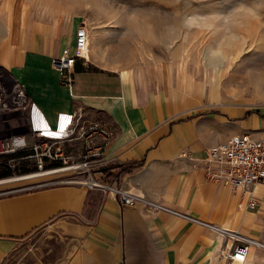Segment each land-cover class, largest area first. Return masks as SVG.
Here are the masks:
<instances>
[{"label": "crops", "instance_id": "obj_1", "mask_svg": "<svg viewBox=\"0 0 264 264\" xmlns=\"http://www.w3.org/2000/svg\"><path fill=\"white\" fill-rule=\"evenodd\" d=\"M94 1L86 22L43 0H0V68L22 84L37 126L58 121L76 132L98 122L109 129L105 160L93 165L97 181L178 214L121 206L113 192L76 184L0 196V264H239L226 258L231 242L221 229L264 243V180L250 193L232 192L206 180L203 157L233 135L264 136V104L251 107L219 80L171 68L166 59L134 63L104 54L94 40L103 27L91 24L108 16ZM81 25L89 54L76 58L67 87L42 55L74 54ZM101 59L126 61L91 62ZM84 145L68 140L64 149L78 156ZM249 198L254 208L246 207ZM241 264H264V250L250 246Z\"/></svg>", "mask_w": 264, "mask_h": 264}, {"label": "rangeland", "instance_id": "obj_2", "mask_svg": "<svg viewBox=\"0 0 264 264\" xmlns=\"http://www.w3.org/2000/svg\"><path fill=\"white\" fill-rule=\"evenodd\" d=\"M36 1L40 0H28ZM101 1L106 24L91 26L103 27L105 35L94 40L104 54H123L134 63L166 59L171 68L219 80L241 100H249L251 107L264 104V0ZM43 2L58 11L73 10L87 22L89 0ZM93 8L98 17V7ZM125 61L91 62L114 67ZM10 118L24 120L25 115L14 112Z\"/></svg>", "mask_w": 264, "mask_h": 264}, {"label": "built area", "instance_id": "obj_3", "mask_svg": "<svg viewBox=\"0 0 264 264\" xmlns=\"http://www.w3.org/2000/svg\"><path fill=\"white\" fill-rule=\"evenodd\" d=\"M89 54L87 32L83 25L75 30L74 54L64 51L57 57L43 54L58 72L60 83L71 87L76 58L87 59ZM34 106L17 78L0 68V170L9 174L0 176V196L55 185L76 184L88 189L113 192L121 206L142 203L152 210L177 212L136 196L117 187L103 184L93 176V165L105 160L104 151L111 133L98 122H89L78 131L69 132L66 124L49 127L46 133L43 117L39 126L33 117ZM20 112L23 120H12L10 115ZM47 127V126H46ZM32 140L29 142V140ZM81 140L85 145L78 156H71L64 149L68 140ZM207 181L221 182L232 192H251L253 186L264 180V136L252 137L247 133L231 136L228 140L206 149L203 157ZM38 174V175H37ZM62 174L60 177L59 175ZM78 175V176H77ZM256 201L249 198L246 207L254 208ZM231 242L226 258L243 263L250 246L264 250V243L249 238L237 231L221 229Z\"/></svg>", "mask_w": 264, "mask_h": 264}, {"label": "trees", "instance_id": "obj_4", "mask_svg": "<svg viewBox=\"0 0 264 264\" xmlns=\"http://www.w3.org/2000/svg\"><path fill=\"white\" fill-rule=\"evenodd\" d=\"M9 173L5 170H3V173H0V176H7Z\"/></svg>", "mask_w": 264, "mask_h": 264}, {"label": "bare ground", "instance_id": "obj_5", "mask_svg": "<svg viewBox=\"0 0 264 264\" xmlns=\"http://www.w3.org/2000/svg\"><path fill=\"white\" fill-rule=\"evenodd\" d=\"M33 114V113H32ZM33 117H34V115H33ZM45 126H47L48 127V125L47 124H45ZM38 175V174H37Z\"/></svg>", "mask_w": 264, "mask_h": 264}]
</instances>
